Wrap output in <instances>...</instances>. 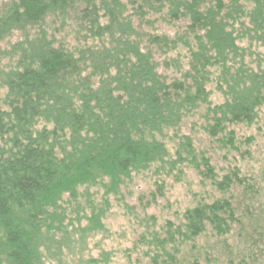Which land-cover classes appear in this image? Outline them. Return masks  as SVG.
I'll return each instance as SVG.
<instances>
[{"label": "trees", "instance_id": "trees-1", "mask_svg": "<svg viewBox=\"0 0 264 264\" xmlns=\"http://www.w3.org/2000/svg\"><path fill=\"white\" fill-rule=\"evenodd\" d=\"M50 15L75 20L70 40L27 34ZM11 31L23 39L0 103V264H43L54 240L104 230L112 208L146 209L165 178L137 207L127 196L152 168L178 181L189 168L216 194L161 232L141 218L151 264H264V171L245 164L264 113V0H13L0 38ZM193 115L200 134L195 122L181 135ZM210 237L222 248L199 242ZM186 244L195 254L182 260Z\"/></svg>", "mask_w": 264, "mask_h": 264}, {"label": "rangeland", "instance_id": "rangeland-1", "mask_svg": "<svg viewBox=\"0 0 264 264\" xmlns=\"http://www.w3.org/2000/svg\"><path fill=\"white\" fill-rule=\"evenodd\" d=\"M10 1L13 0H0V6L3 4L6 5ZM74 21L75 20L71 19L70 15H68V17L50 15L47 17L43 26H36L35 28L27 27L26 30L28 31V35L33 36L39 32L40 27L46 31H54L58 40H63V38L70 40L69 37L73 36L75 31L76 25ZM7 35L0 38V103L2 106L4 105L5 97L8 92L4 84L6 74L10 69L16 68L17 58L13 54L14 50H12L11 47L23 39L21 32L18 31H11V33ZM72 43L75 42L72 41ZM214 99L217 100L215 96L213 97V100ZM195 122L198 124L196 125V129H199L200 134L201 126L204 122L200 120V117L197 118L196 115H193L185 120L183 119L181 135L190 132ZM249 133H253L256 136L258 145L256 146L254 156L245 163L248 165L246 168L250 173L253 171L254 174L260 175L264 171V113L260 115L259 125L251 127ZM200 141L202 140L197 139V143ZM176 142H178L177 138L173 141L167 140L170 152L175 148ZM154 170L155 168H152L147 172L136 173L132 176V182L129 188L131 195L130 197L129 195L127 196V201L130 202V204H136L137 207V195L144 194L150 196L153 191H157L154 190L156 189L155 181H163V178L166 179L163 181V183H165L164 197L157 194L153 200H148L151 204L146 209L143 207L135 208L132 212L127 213V216L124 215V208H120L119 206L114 207L109 215L106 216L107 223L105 224L104 230L90 231L85 236L81 235V231L76 230L74 233L70 232L69 236L66 237L67 239L61 242L54 240L53 243L49 245L50 250L45 253L43 264H60L61 262V264H86L90 258L96 261L92 264H151L149 258L144 256L147 247L139 242V237L144 233L146 228L145 225L144 227L141 226V218L145 217L146 214L150 216L155 215L158 223L153 224L149 222L150 232H154L155 230L161 232L163 226L166 224V220H177L175 217L176 211L183 212L188 206L194 204V196H205L208 198L212 196V194H216L208 181L201 183L200 177L194 174L189 168L185 169V174L182 176L181 181H178L172 176H154ZM125 189L123 193L127 195L128 192ZM89 193L90 196L88 197L97 204L102 200L104 194L99 188L92 189ZM144 201L148 203L147 200ZM81 202L84 203V199H82ZM78 225L79 224L76 223L74 224V226L77 227ZM153 225L154 229L151 228ZM80 226L83 227L84 222H82ZM71 229L70 227V230ZM55 236L59 237L60 235ZM199 242L201 244L206 243L207 246L215 244V247L218 249L222 248L218 246V243L212 237L207 240L201 239ZM200 249L206 251L208 248L203 245ZM182 251V260H189L191 259L190 255L195 254V252H190V246L187 244L182 247ZM213 253L214 256H216V253ZM219 259L221 263L226 261V254H222ZM182 262L183 261H181V263Z\"/></svg>", "mask_w": 264, "mask_h": 264}]
</instances>
